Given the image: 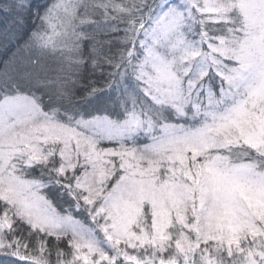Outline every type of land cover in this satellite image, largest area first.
<instances>
[{
  "label": "snow or ice",
  "instance_id": "1",
  "mask_svg": "<svg viewBox=\"0 0 264 264\" xmlns=\"http://www.w3.org/2000/svg\"><path fill=\"white\" fill-rule=\"evenodd\" d=\"M0 264H264V0H0Z\"/></svg>",
  "mask_w": 264,
  "mask_h": 264
}]
</instances>
